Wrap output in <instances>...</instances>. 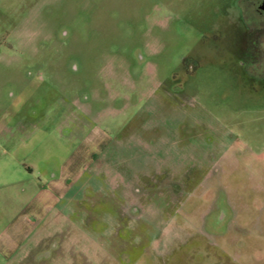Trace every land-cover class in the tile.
<instances>
[{
	"label": "rangeland",
	"instance_id": "374dc122",
	"mask_svg": "<svg viewBox=\"0 0 264 264\" xmlns=\"http://www.w3.org/2000/svg\"><path fill=\"white\" fill-rule=\"evenodd\" d=\"M263 1L0 0V233L91 154L0 264H264Z\"/></svg>",
	"mask_w": 264,
	"mask_h": 264
},
{
	"label": "crops",
	"instance_id": "0c3cea01",
	"mask_svg": "<svg viewBox=\"0 0 264 264\" xmlns=\"http://www.w3.org/2000/svg\"><path fill=\"white\" fill-rule=\"evenodd\" d=\"M84 144L79 148L80 157L82 160L74 174L66 175L67 163L63 164L58 178L50 179L43 187H38L26 203L18 209L17 213L8 221L6 227L0 233V253L4 257H9L18 252L33 236L37 233L38 227L45 225L53 211H57L54 219L66 217V215L59 208L61 198L67 193L68 180H72L73 176L81 177L84 173V167L88 163L89 152L84 151ZM86 157V160L83 159ZM0 164L5 169H13V173L21 172V178H33V169L25 165H19L17 160L11 157L8 153L1 156ZM69 164V163H68ZM12 173V174H13ZM24 176V177H23ZM37 235L35 238L37 239ZM38 240V239H37ZM39 241V240H38Z\"/></svg>",
	"mask_w": 264,
	"mask_h": 264
},
{
	"label": "flooded vegetation",
	"instance_id": "af4514ba",
	"mask_svg": "<svg viewBox=\"0 0 264 264\" xmlns=\"http://www.w3.org/2000/svg\"><path fill=\"white\" fill-rule=\"evenodd\" d=\"M256 12L258 13V14H263L264 13V1L261 3V5L258 7V9L256 10ZM220 212H225L224 210L222 211H220ZM222 221V220H221ZM215 223L217 224V225H220V223L222 224V222H220V220H219V218H218V215L215 217Z\"/></svg>",
	"mask_w": 264,
	"mask_h": 264
}]
</instances>
